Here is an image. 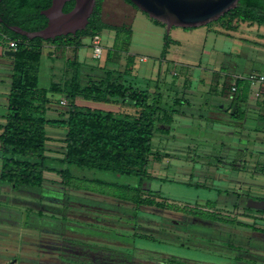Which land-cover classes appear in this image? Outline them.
I'll return each mask as SVG.
<instances>
[{"label":"rangeland","instance_id":"rangeland-1","mask_svg":"<svg viewBox=\"0 0 264 264\" xmlns=\"http://www.w3.org/2000/svg\"><path fill=\"white\" fill-rule=\"evenodd\" d=\"M145 17L149 22L135 25L126 52L110 46L113 33L108 29L99 33V58L91 56L89 37L83 38L87 44L80 57L72 45L42 42L41 84L66 86L73 69L69 61L76 54L82 83L109 69L113 78L146 88L165 111L175 106L185 112L165 130L167 112L154 114L150 176L141 194L163 204L137 205L117 198L110 193L119 190L92 180H114L112 173L76 166L71 170L78 188L65 185L54 171L45 172L40 189L14 188L0 181V264H264V119L258 114L264 110V79L249 82L244 119L228 117L237 75L264 76V24L247 23L230 35L213 32L219 24L215 21L172 26L168 34L177 42H170L167 52L174 62L160 71L156 64L164 61L160 52L165 27L159 35L158 23ZM197 29L213 33L203 41ZM127 54L133 64L124 74ZM0 62L3 116L12 58L3 53ZM47 96V116H63L69 99L59 92L49 91ZM74 101L121 113L136 111L130 100L117 97ZM220 104L227 105L222 112ZM4 121L0 117V123ZM46 132L47 154L61 157L63 127L46 124ZM118 180L136 182L133 176Z\"/></svg>","mask_w":264,"mask_h":264},{"label":"trees","instance_id":"trees-1","mask_svg":"<svg viewBox=\"0 0 264 264\" xmlns=\"http://www.w3.org/2000/svg\"><path fill=\"white\" fill-rule=\"evenodd\" d=\"M50 1L0 0V30L16 41L14 54L11 56V78L6 110L2 116L5 121L0 123V181L14 188L40 189L45 180L43 171L47 169L59 173L65 185L78 188L74 181L78 177L72 174L71 166L97 169L112 173L114 180H92L106 183L112 189L119 190L118 193L109 192L117 198L137 205L143 202L162 205V202L153 198L143 197L141 190L144 179L150 176L147 167L149 156L152 155V137L156 128L157 118L154 114H159L162 110L167 112L165 121L170 123V114L175 109L165 111L162 109L164 107L157 103V98H150L146 88L113 78L109 69L104 70L103 76L89 77L82 83L81 62L77 61L76 54L74 59L69 61L73 69L69 72L66 86L55 82L47 86L41 84L42 42L46 41L55 47L72 45L77 51L78 47L83 46L81 37L87 36L90 39L98 37L100 31L107 28L114 30L112 48L115 51L126 52L131 36L130 27L103 21L102 0H96L86 26L77 30L75 34L59 35L53 39L28 38L9 28L8 25H19L27 30L43 27L47 18L40 10L47 7ZM125 1L137 8L129 0ZM73 3L74 0L65 1L62 9L69 10ZM233 19L264 24V0H239L234 8L226 11L215 22L226 29H235ZM152 20L164 26V23ZM163 39L160 52L162 58L167 52L168 44L177 42L167 31ZM125 59L122 72L127 74L133 64V57L127 54ZM235 85L239 90L228 106V117L242 120L245 116V103L250 84L245 78L237 77ZM49 91L59 92L69 99L63 116H47ZM112 97H117L122 102L130 100L136 111L121 113L111 109L80 105L74 101L75 99L108 101ZM261 106L264 108V99ZM258 114L260 119H264V110H259ZM46 124L62 126L65 129L64 152L61 157H52L46 153L48 140ZM55 161L61 164L59 168L51 165ZM120 176H133L136 182L133 184L119 182Z\"/></svg>","mask_w":264,"mask_h":264},{"label":"water","instance_id":"water-1","mask_svg":"<svg viewBox=\"0 0 264 264\" xmlns=\"http://www.w3.org/2000/svg\"><path fill=\"white\" fill-rule=\"evenodd\" d=\"M67 0H51L40 12L47 18L46 24L35 30H27L19 25H8L13 31L28 38L53 39L59 35L75 34L83 29L93 12L96 0H74L73 6L64 11ZM148 17L164 23L168 32L172 26L196 27L217 20L234 8L239 0H129ZM12 56L14 50L4 49ZM234 104L232 106V111Z\"/></svg>","mask_w":264,"mask_h":264},{"label":"crops","instance_id":"crops-1","mask_svg":"<svg viewBox=\"0 0 264 264\" xmlns=\"http://www.w3.org/2000/svg\"><path fill=\"white\" fill-rule=\"evenodd\" d=\"M144 14L145 13H143L142 11H140L138 8H135L134 9L133 7H131L127 3H125L123 0H102V2H101V18H102L103 21L108 22V23H112V24H116V25H120V24H124L125 25L126 24L127 26L130 27V29H131V36H130V41L128 43V48H129L130 43H131V40H132V34H133V30H134L135 25L136 24L139 25L140 23H144L146 25L147 22H149L148 19H146V17H145L146 14L145 15ZM239 23H240V25H239ZM239 23H235L234 22V24L236 25V28L235 29H226V28L222 27L220 24H214L212 30L216 34H226V35H230L232 33L238 32L239 28L243 27L244 24H246V25H247V23L248 24L250 23V25L257 24L256 22H249V21H240ZM257 25L258 26H261L262 24H257ZM155 27L160 31V32H158V34L159 35H162V32L164 31L163 26L158 24V25H155ZM200 28H202V27H200ZM105 29H107V28H104L102 30H105ZM170 29H169V31H170ZM108 30H110L113 33V38H114V30H112V29H108ZM210 31L211 30H209V29H206V31H202V30L197 29V31H195V32H196L197 36H201L202 35V37H204L203 41H205L206 36L208 35V33H210ZM213 32L211 31V33H213ZM84 37H87V36L81 37V42L83 43V46H80V47L77 48V54H78L79 57H80L79 52H80L81 48L84 47L85 44H87V43H85L83 41V38ZM97 38H98L99 41H101L100 34H99V36ZM174 40H176V39H174ZM112 42H113V40H112ZM112 42L110 43V46L112 45ZM3 50H4V48H2L0 46V54H3L4 53ZM172 57L173 56H170V52H166V54L164 56V59H163L164 61L162 62V60L161 61L159 60L158 61V64H156L157 65L156 69L157 70L160 69V71H163L164 70L165 63H167L169 61L174 62V60L171 59ZM144 58H145V56L141 57L142 60H144ZM0 65H2L1 62H0ZM154 66H155V61L151 65V67H154ZM10 68H11V66H10ZM237 76H240L241 77V76H244V75H237ZM8 90H9V88L6 89L5 94L8 93ZM184 101L186 102L187 100H184ZM178 103H181V102H178ZM4 106H5V103H4ZM218 106L220 107L219 109L222 112L226 108L227 105L220 104ZM171 108H174L175 110H173V113L171 112V114L168 113V114L171 115V121H170V123H167V124L165 122V124L163 125V126H165L163 128L164 130L167 127H170L171 123H173L175 121L176 115H178V114L185 115V112L179 111L175 106H172ZM0 117H2V116H0ZM164 121H165V119H164ZM63 130H65V129H63ZM0 166H1V161H0ZM147 170H148V167H147ZM53 171L54 170H47L46 169V170L43 171V176L45 177V172L49 173V172H53ZM54 172H56V171H54Z\"/></svg>","mask_w":264,"mask_h":264},{"label":"built area","instance_id":"built-area-1","mask_svg":"<svg viewBox=\"0 0 264 264\" xmlns=\"http://www.w3.org/2000/svg\"><path fill=\"white\" fill-rule=\"evenodd\" d=\"M1 38L4 39L1 40ZM0 43L4 44V49H14L15 45H16V41L10 37H8L7 35H5L1 30H0ZM90 46H91V56L92 58H99L102 54V50H103V45L100 43V41L98 40L97 37L95 38H91L90 39ZM243 78H245L248 82H253V81H257L259 82L260 80L264 79V76L259 74H247L245 76H243ZM231 89L233 92H238V87L235 85V83H233L231 85ZM62 103L64 102L63 100H60Z\"/></svg>","mask_w":264,"mask_h":264}]
</instances>
